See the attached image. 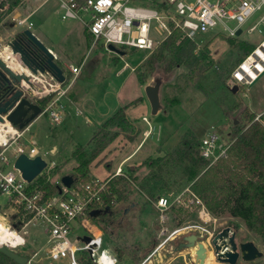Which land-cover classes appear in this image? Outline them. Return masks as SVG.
<instances>
[{
	"label": "rangeland",
	"instance_id": "1",
	"mask_svg": "<svg viewBox=\"0 0 264 264\" xmlns=\"http://www.w3.org/2000/svg\"><path fill=\"white\" fill-rule=\"evenodd\" d=\"M63 11L60 0H21L16 5H12L10 0H0V56L13 65L16 72L31 74L28 67L8 45L16 32L25 29L18 25L14 18L29 16L28 21L33 22L31 30L48 48L51 47L56 55L60 56L61 60L54 57L55 61L63 68L69 79L74 76L68 69L69 65L82 64L80 73L72 81L67 93L78 97L77 103L82 109L81 113H75L77 105L67 104L64 97L67 114L60 123L51 122L49 116L43 114L32 121L26 132L27 142H35L48 162L56 161V166L50 173L44 174L52 182L65 174L73 175V168L77 164V159L72 157L73 151L81 145L85 147L86 152H90L93 148L95 128L102 126L104 120L117 107L144 97L143 101L141 99L126 109L128 117L134 121V132L121 131L90 166L92 177L113 178L123 157L139 142H145L140 150H136L131 160L120 164L122 172L128 168H135L137 180L134 183V190L129 195L130 202L116 205L117 208H126L127 212H123L115 226L109 228L113 234L106 233L100 221L94 220L104 233L103 246L113 248L116 252L121 251L119 264L125 259L134 263L150 256L155 245L170 236L172 230L179 226L174 222L170 208L165 212L166 222L161 223V212L154 205L157 196L162 194L174 198L178 193H184L191 182L190 175L185 173L186 165L190 164L188 160H171L165 166L161 174L167 181L166 187H163L161 180L150 177L153 171L142 165L143 162L149 157L172 155L183 150L184 138L188 137L191 141L196 140L199 143L208 131L214 129L222 132L226 139L231 135L234 124L247 122L252 114L259 118L264 113V74L253 85L240 83L233 76L236 67L246 58L245 49L249 48L250 44L257 45L264 38V31L262 33L257 30L248 31V26L264 11L253 14L248 23L243 25V33L233 40L232 44L231 37L227 35L212 32L196 35L193 40L197 46L195 51L197 61L204 58V53L206 57L203 62L194 63L198 67L196 66L193 72L183 66L170 73L157 68L144 82L140 81L134 68H139L143 72L144 68L140 64L153 51L129 48L125 50L124 55H119L109 50L102 40L92 46V39L89 40L86 37L87 33L84 34L83 22L79 18H62ZM227 24L235 26L234 21H228ZM221 27L222 24L219 23L213 31ZM153 38L161 37L153 35ZM83 58L84 62L81 63ZM39 76L48 78L47 75ZM149 84L158 85L160 105L157 112L153 110L147 96L146 88ZM234 86H238L236 91H233ZM143 115H146L144 117L151 121L155 129L147 126ZM146 127H150L148 138L143 132ZM198 143L194 146L195 151ZM123 147L125 148L122 150ZM49 150H52V153L45 154V151ZM196 156L198 164H202L199 155ZM203 168L201 165L198 169L200 171ZM183 197L188 198V193ZM0 200L5 201V196H1ZM179 206L187 207L178 204L177 208ZM185 209L188 215L181 225L200 220L195 207ZM185 212L181 211L180 214ZM211 215L215 218L211 224L212 228L220 230L224 226H231L237 231L238 241L253 240L264 251L261 237L248 230L243 220L228 213L221 216L212 213ZM229 223L231 225H228ZM162 228H165V234L161 235ZM84 232V229L75 224L74 236ZM23 234L27 238V243L21 249L30 251L27 253L20 250L24 256L28 254L31 257L33 251L42 247L47 240L45 230L37 226H28ZM174 240L175 238L170 239L163 249L172 245ZM177 259L180 260L179 264H193L188 252L179 255ZM256 261L257 264H264V254ZM242 263L245 261L240 260L237 264ZM27 264L70 263L67 258L50 259L41 251Z\"/></svg>",
	"mask_w": 264,
	"mask_h": 264
},
{
	"label": "built area",
	"instance_id": "2",
	"mask_svg": "<svg viewBox=\"0 0 264 264\" xmlns=\"http://www.w3.org/2000/svg\"><path fill=\"white\" fill-rule=\"evenodd\" d=\"M60 1L64 8L62 18H79L93 36L92 46L102 40L108 49L112 44L124 52L129 48L154 51L176 28L191 39L209 32L238 38L243 33V25L248 23L253 14L264 11V0ZM28 18L29 16H17L14 19L18 25L31 30L33 22L28 21ZM228 21H234L235 26L228 25ZM219 23L222 27L213 31ZM238 30H241L240 34ZM256 30L260 33L264 31V12L248 26V31ZM153 35L161 38L154 39ZM81 68L82 64L69 65L68 69L74 76L69 79L64 71V81H59L50 73L42 72L27 79L24 84L25 89L41 100L48 97L45 105H42L39 116L47 114L55 124L63 120L67 107L64 97H68L67 93L72 81L80 73ZM263 69L264 38L236 67L233 76L240 83L250 84ZM39 74L47 75L48 78L40 77ZM2 116L0 197L5 196L6 200H0V245L23 254L20 252L23 251L21 247L27 243L23 232L28 226L33 225L45 230L47 240L42 247L33 251L29 261L42 251L46 257L53 260L67 258L70 264H86L82 260L86 254L94 264H119L118 253L113 248L103 246L104 233L91 216L92 210L100 209L105 204L104 194L108 191L109 181L112 178L92 177L83 180L74 177L71 186L64 185L60 178L55 181L58 184L56 191L48 193L39 186L36 179L27 181L21 170L15 166V162L21 154H26L30 158L40 155L47 162L41 173L43 174L50 173L56 166V161L48 162L35 142H27L26 132L32 122L21 129L13 124L7 115ZM144 120L151 124L147 117H144ZM23 138L25 141H22ZM227 139H231L230 136L225 139L223 133L217 129L208 131L201 138L199 154L208 162V166L226 155L232 142ZM48 152L52 153V150L45 151V154ZM122 173L119 167L113 175ZM186 193L188 198L183 197ZM174 203L195 207L200 220L177 226L170 236L155 245L151 254L160 253L170 239L189 231L207 235L206 243L210 245V238L216 231L211 227L215 218L202 199L189 188H186L184 193H178L174 198L158 195L154 205L161 212V223L166 222L165 212ZM75 224L84 229V234L74 236ZM160 234H165V228L161 229ZM85 235L90 237L88 242L82 238ZM23 252L30 251L26 249Z\"/></svg>",
	"mask_w": 264,
	"mask_h": 264
},
{
	"label": "trees",
	"instance_id": "3",
	"mask_svg": "<svg viewBox=\"0 0 264 264\" xmlns=\"http://www.w3.org/2000/svg\"><path fill=\"white\" fill-rule=\"evenodd\" d=\"M10 1L12 5H16L21 0ZM84 31L87 33L88 39L91 40L93 36L88 32L86 26ZM235 39L231 37V44ZM196 47L193 39L176 28L140 64L144 71L141 72L139 68L135 71L142 82L145 81L147 76L152 75L157 68L170 73L183 66L193 72L198 67L197 64L203 62L206 57L204 53V58L197 61ZM255 47L256 45L250 44V47L245 49L244 56L249 55ZM196 61L197 64H194ZM47 99L48 97H45L41 101L42 105H45ZM141 99V97L137 98L116 108L103 122L102 126L93 132V148L90 152H86L85 147L81 145L73 151L72 157L77 159V164L74 166V172L72 173L74 177H80L83 180L91 179L90 166L96 157L121 131L134 132V121L128 117L126 109L128 106L138 103ZM230 138L232 142L226 155L210 166L199 154L200 141L199 143L196 140L193 142L188 137L183 139V150L172 155L149 157L142 165L151 168L153 172L150 177L161 180L163 187H166L167 181L161 174L165 166L171 160H188L190 164H187L185 168V173L191 177L188 187L202 199L207 209L215 216L228 213L234 218L243 220L247 229L260 236L264 243V113L259 118H256V114H252L247 122L234 124ZM197 143L198 148L195 151L194 146ZM193 152L196 153L192 154ZM196 155H199L202 164H198ZM201 165L204 168L199 171L198 168ZM135 171V168H128L122 174L115 175L109 181L108 191L104 194L105 204L100 208L102 212L98 216L91 215L94 220L100 221L102 229L110 235L113 234V231L109 228L115 226L119 216L125 210L122 207L117 208L116 205L121 202H130L129 195L134 190V183L137 180ZM44 174H40L36 179L39 186L46 189L48 193L55 192L58 184L49 180ZM177 205V203L172 204L170 210L174 222L181 225L188 215L185 208L189 207L179 206L177 208ZM181 211L186 212L180 214ZM228 225H231V223ZM235 228H237V224H235ZM117 253L119 256L121 255L120 250ZM26 256L29 257L28 254ZM82 258L86 264H94L87 254ZM0 264L20 263L0 251ZM242 264H257V261L253 260Z\"/></svg>",
	"mask_w": 264,
	"mask_h": 264
},
{
	"label": "water",
	"instance_id": "4",
	"mask_svg": "<svg viewBox=\"0 0 264 264\" xmlns=\"http://www.w3.org/2000/svg\"><path fill=\"white\" fill-rule=\"evenodd\" d=\"M241 30H238L240 34ZM23 33L26 34L31 41L35 44L38 50H40L44 57L45 69L38 67L36 64L29 62L23 55L24 50H17L12 48L14 54L19 53L22 56V60L27 67L33 66L37 72L48 71L59 81H64L65 74L63 68L55 61L54 53L48 48L38 36L30 29H24ZM109 49L115 51L119 55H124L125 52L116 48L110 44ZM2 66L6 70H10L8 64L0 59ZM264 69L257 74V76L251 81L250 85H253L262 75ZM13 82L17 83L21 89H18L10 96L5 102L0 103V121L3 120L2 115H7V118L19 128L28 126L36 117L42 112V107L26 97L24 95V84L29 77L24 78L22 83V73H14L12 75ZM238 86H234L233 91H236ZM147 96L151 101L153 110L158 111L160 105V98L158 93V85H147ZM47 162L42 156L38 155L34 158L28 157L26 154H21L15 162V166L22 172L23 177L31 182L35 180L46 167ZM74 181V176L71 174H65L61 177V182L66 186H71ZM102 212V209H94L91 211L92 216H98ZM127 210L125 208L124 213ZM207 235L197 231L185 232L177 236L172 245L168 248L161 250L160 255L162 258H172L179 256L185 252H188L191 260L194 264H207L211 257V252L215 256V264H237L240 260L248 262L259 259L263 256L264 252L257 246L253 240L238 241L237 231L231 226H224L220 230L215 231L210 238V245L206 243ZM86 242L90 240V237L85 235L82 237ZM0 251L4 252L7 256L15 260L20 264H27L29 257L20 254L17 251L10 250L4 245H0Z\"/></svg>",
	"mask_w": 264,
	"mask_h": 264
},
{
	"label": "flooded vegetation",
	"instance_id": "5",
	"mask_svg": "<svg viewBox=\"0 0 264 264\" xmlns=\"http://www.w3.org/2000/svg\"><path fill=\"white\" fill-rule=\"evenodd\" d=\"M24 30V29H23ZM23 30H20L15 33V35L9 40L8 45L11 47H15L17 50L22 49L25 51L24 57L29 61L37 65L38 71H40V68L45 69V63H44V57L42 56L40 50L37 49L35 44L31 41V39L23 33ZM19 60L24 64L22 60V56L17 53ZM4 61L3 58L0 57ZM6 62V61H5ZM7 63V62H6ZM10 70H6L2 66V62L0 61V103L5 102L10 96L14 94L15 91L18 89H21V87L13 82V74L18 73L14 70V67L7 63ZM35 69L33 66L28 67V70L30 72H34ZM28 72V71H27ZM44 74H49L48 71H44ZM22 83L24 82V77H22ZM24 90V95L31 99L32 101L38 103L42 107V100L39 98L31 97V92L27 89ZM23 255V254H22Z\"/></svg>",
	"mask_w": 264,
	"mask_h": 264
},
{
	"label": "crops",
	"instance_id": "6",
	"mask_svg": "<svg viewBox=\"0 0 264 264\" xmlns=\"http://www.w3.org/2000/svg\"><path fill=\"white\" fill-rule=\"evenodd\" d=\"M84 29H85V26H84ZM84 29H83V31H84ZM84 34H85V31H84ZM87 37V36H86ZM86 39V38H85ZM50 48V50L55 54V57L57 58V60H61V58H60V56L59 55H56V52L51 48V47H49ZM126 53V52H125ZM84 62V58H83V61L81 62V63H83ZM80 63V64H81ZM61 64V63H60ZM134 72H135V68H134ZM32 93V92H31ZM33 96L34 97H37V98H39L38 96H36L35 94H33ZM66 99V101H67V104L68 103H70V104H76L77 106H76V111H75V113H77V110L79 111V113H81V111H82V109H81V107H78V101H77V99H78V97H74V95H72V96H70V95H68V97H65ZM141 98H142V101L144 100V97L143 96H141ZM141 101V102H142ZM128 103H130V102H128ZM127 104V103H126ZM125 105V104H124ZM120 106H122V105H120ZM67 114V113H66ZM65 114V115H66ZM144 116H146V115H143V117ZM143 117H142V119H143ZM105 121V120H104ZM150 123H151V121H150ZM147 124V126L149 125L150 127H152V129H153V127H154V129H155V126L151 123V124H148V123H146ZM149 127V128H150ZM149 128L148 127H146V128H144V133L146 134V137L148 138L149 136H148V133H149ZM95 130H96V128H95ZM94 130V131H95ZM147 138L145 139V141L147 140ZM145 144V142L144 143H142V141L141 142H139V144L138 145H136V147H134V148H132L131 149V151L128 153V154H126L124 157H123V159L120 161V163L117 165V167L119 168H121V166H120V164L121 165H123L124 163H126L127 161H129V160H131L132 159V157H133V155L134 154H136V150H140L142 147H143V145ZM127 146V144L125 145V147ZM125 147H123L122 148V150L125 148ZM255 242V241H254ZM258 246V245H257ZM259 247V246H258ZM260 248V247H259ZM263 251V250H262ZM264 252V251H263ZM120 257V256H119ZM177 257L178 256H176V257H172V258H167V259H164V258H162L161 257V255H160V253H154V254H151L150 256H147V257H144V258H142V259H140L139 261H137V262H131V260H129V259H125L123 262H121V264H179L180 263V260L179 259H177ZM212 259H213V261H212ZM119 261H120V258H119ZM210 262H215L216 263V260H215V256H214V254H213V252H211V257L209 258V260H208V262H207V264H211ZM193 263V262H192ZM214 263V264H215ZM194 264V263H193ZM220 264H222V263H220Z\"/></svg>",
	"mask_w": 264,
	"mask_h": 264
},
{
	"label": "bare ground",
	"instance_id": "7",
	"mask_svg": "<svg viewBox=\"0 0 264 264\" xmlns=\"http://www.w3.org/2000/svg\"><path fill=\"white\" fill-rule=\"evenodd\" d=\"M19 64V63H18ZM34 70V72H30L31 74H26V72L25 73H23L24 74V78L25 77H29V75H31L32 77L33 76H37V74H38V72L36 71V69H33ZM27 71V70H26ZM28 73V72H27Z\"/></svg>",
	"mask_w": 264,
	"mask_h": 264
}]
</instances>
